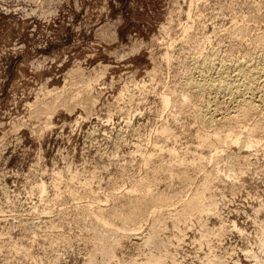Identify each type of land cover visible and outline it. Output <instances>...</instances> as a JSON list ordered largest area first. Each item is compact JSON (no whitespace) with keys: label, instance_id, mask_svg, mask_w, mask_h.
I'll list each match as a JSON object with an SVG mask.
<instances>
[{"label":"rangeland","instance_id":"obj_1","mask_svg":"<svg viewBox=\"0 0 264 264\" xmlns=\"http://www.w3.org/2000/svg\"><path fill=\"white\" fill-rule=\"evenodd\" d=\"M262 45L264 0H0V264H264Z\"/></svg>","mask_w":264,"mask_h":264},{"label":"bare ground","instance_id":"obj_2","mask_svg":"<svg viewBox=\"0 0 264 264\" xmlns=\"http://www.w3.org/2000/svg\"><path fill=\"white\" fill-rule=\"evenodd\" d=\"M186 27H187V26H186ZM236 27H237V26H236ZM238 27H239V26H238ZM238 27H237V28H238ZM242 28H243V27H242ZM235 29H236V28H235ZM239 29H240V28H239ZM182 32H183V31H182ZM184 32H185V30H184ZM185 34H186V33H185ZM184 36H185V35H184ZM184 36H183V37H184ZM256 40H257V39H256ZM261 40H262V38H261ZM253 42H256V41L253 40ZM261 42H262V41H261ZM261 42H260V44H257V45H261ZM256 43H257V42H256ZM258 43H259V42H258ZM262 43H263V42H262ZM169 45H170V44H169ZM165 47H167V46H165ZM169 47H170V46H169ZM261 47L263 48L264 45L260 46V48H261ZM260 48H258L259 51H260ZM166 49H167V48H166ZM168 49H169V48H168ZM213 49H214V48H213ZM217 50H218V49H217ZM217 50H216V48H215V51H217ZM210 51H211V50H210ZM253 51H256V50H253ZM253 51H251V52H253ZM257 51H258V50H257ZM213 52H214V51H213ZM213 52H212V53H213ZM210 53H211V52H210ZM216 53H217V52H216ZM259 53H260V52H259ZM259 53H258V54H259ZM262 53H263V52H261V54H262ZM164 54H165V53H164ZM164 54H163V55H164ZM214 54H215V52H214ZM254 54H255V53H254ZM258 54L256 53L257 56H258ZM263 54H264V53H263ZM165 55H166V54H165ZM209 55H210V54H209ZM216 55H218V53L215 54V57H216ZM247 55H248V54H247ZM247 55H246V56H242V60L244 59L243 57H246V58H247ZM195 56H197V55H195ZM213 56H214V55H213ZM251 56H252V55H250V56H248V57H251ZM259 56H260V55H259ZM262 56H263V55H262ZM162 57H164V56H162ZM166 57H167V56H166ZM191 57H192V56H191ZM219 57H220V56H219ZM238 57H239V56H238ZM238 57H237V58H238ZM252 57H253V56H252ZM254 57H255V56H254ZM193 58H195V57H192V61H193ZM204 58H205V57H204ZM204 58H203V59H204ZM220 58H221V57H220ZM234 58H236V57H234ZM237 58H236V59H237ZM239 58H240V57H239ZM258 58H259V57H258ZM258 58H257V60H258ZM161 59H163V58H161ZM164 59H165V57H164ZM167 59H169V58H167ZM167 59H165V60H167ZM196 59H197V58H196ZM198 59H200V58H198ZM249 59H250V58H249ZM254 59H255V58H254ZM165 60H163V61H165ZM215 60H216V59H215ZM219 60H221V59H219ZM232 60H234V59H232ZM237 60H240V59H237ZM247 60H248V59H247ZM168 61H169V60H168ZM168 61H167V62H168ZM190 61H191V60H190ZM192 61H191V62H192ZM195 61H196V60H195ZM198 61H200V60H198ZM216 61H217V60H216ZM221 61H222V60H221ZM251 61H252V60H250V62H251ZM255 61H256V60H255ZM165 62H166V61H165ZM196 62H197V61H196ZM224 62H225V61H224ZM231 62H232V61H231ZM231 62H229V63H231ZM243 62H245V61H243ZM246 62H247V61H246ZM213 63H214V60H213V62H212V58H210L209 56H208L207 58H205V60L203 61L202 64L200 63L201 66L199 67V71H198V73H199V79H198V82H196V83L198 84V86H200L201 88H202V87H205V88H208V89L220 90L221 92H223V93H225V94H232V93H234V92L249 91V90H250L249 87H248V84H247L248 82H246L245 80L238 81V80H234V79H235V78H234V79H233L234 81H232V84L229 83V85H228V83H226V78L223 79V71H224L223 69H224L225 67H224V68H222V67H223V66H227L229 63L226 64V65H225V63H223L222 67H220V69L217 71V79H218V81H216V82H213V81H211V80L208 81V80L206 79V75H207V74H205V73H206L208 70L211 69ZM215 63H216V62H215ZM221 63H222V62H221ZM238 63H239V61H238ZM241 63H242V62H241ZM252 63H253V61H252ZM254 63H255V62H254ZM196 64H197V63H196ZM216 64H217V63H216ZM255 64H256L257 66H256ZM255 64H253V65L256 66V68H257V70H258V72H259V76L262 78L261 80H262L263 87H264V60L260 58V59L258 60V62L255 63ZM193 65H194V64H193ZM213 65H214V64H213ZM218 65H219V63H218ZM233 65H234V64H233ZM233 65H232V66H233ZM237 65H238V66H237ZM237 65H236V68L234 67V69H235V71H236V76H238L237 73L239 74V73L242 71V67H243V64H242V65L237 64ZM251 65H252V64H251ZM230 66H231V65H230ZM218 67H219V66H218ZM247 67H248V66H247ZM214 68H215V70H217V69H216V65H215ZM249 68H250V67H249ZM253 68H254V67H253ZM253 68H252V69H253ZM256 68H255V69H256ZM225 69H226V68H225ZM228 70H229V67H228ZM228 70H225V71H228ZM230 70H232V69H230ZM250 70H251V69H250ZM250 70L248 69L247 71H250ZM215 72H216V71H215ZM215 72H214V73H215ZM231 72H232V71H231ZM250 72H251V71H250ZM210 73H211V72H210ZM225 73H226V72H225ZM247 73H248V72H247ZM253 73H255V70H254ZM234 74H235V73H234ZM243 74H244V75H243V79H244L245 72H244ZM249 74H251V73H249ZM249 74H248V75L246 74V75L249 76ZM209 75H210V74H209ZM212 75H213V74H212ZM215 75H216V74H215ZM230 75H231V74H230ZM240 75H241V74H240ZM252 75H253V74H252ZM254 75H255V74H254ZM233 76H234V75L232 74V77H233ZM236 76H234V77H236ZM247 76H246V77H247ZM212 77H214V75H213ZM250 77H251V76H250ZM256 77H257V75H256ZM237 78H239V77H236V79H237ZM240 78H241V76H240ZM213 79H214V78H213ZM217 79H216V80H217ZM241 79H242V78H241ZM245 79H246V78H245ZM251 79H252V78H251ZM253 79H255V77H254ZM246 80H247V79H246ZM258 80H259V79H258ZM258 80H257V81H258ZM214 81H215V80H214ZM228 81H229V80H228ZM250 81H251V80H250ZM253 81H254V80H253ZM255 82H256V81H255ZM250 83H251V82H250ZM252 83L254 84V82H252ZM256 83H257V84H259V83L262 84L261 82H256ZM198 86H197V87H198ZM254 86H255V85H254ZM257 86H259V85H257ZM252 88L254 89L255 87H252ZM259 88H260V87H259ZM259 88H258V89H259ZM261 89H262V88H261ZM255 90H256V89H255ZM253 91H254V90H253ZM261 91H262V90H261ZM204 92H205V91H204ZM210 92H211V91H210ZM249 92H250V91H249ZM249 92H248V93H249ZM262 92H263V91H262ZM214 93H215V92H214ZM214 93H212V94H214ZM212 94H211V95H212ZM225 94H224V95H225ZM242 95H243V94H242ZM246 95H247V93H246ZM248 95H249V94H248ZM259 95H260V93H259ZM218 96H219V94H218ZM218 96H217V97H218ZM220 96H221V95H220ZM233 96H234V95H233ZM238 96H239V95H238ZM250 96H252V95H250ZM163 97L165 98V96H163ZM163 97H162V98H163ZM223 97H224V96H223ZM246 97H247V96H246ZM261 97H262V96H261ZM166 98H167V97H166ZM214 98H215V97H214ZM229 98H230V97H229ZM231 98H232V97H231ZM263 98H264V97H263ZM119 99H121V98H118V100H119ZM227 99H228V98H227ZM238 99H239V98H238ZM241 99H242V98H241ZM257 99H258V98H257ZM257 99H256V100H257ZM166 100L169 101L170 99H169V100L166 99ZM166 100L164 99V101H166ZM261 100H262V99H261ZM182 101H184V100H182ZM258 101H259V103L261 102L260 100H258ZM258 101H257V102H258ZM115 102H117V104H119L118 101H115ZM169 102H170V101H169ZM263 102H264V101H263ZM91 103H92V102H91ZM166 103H167V102H166ZM114 104H115V103H114ZM259 105H260V104H259ZM117 106H118V105H117ZM260 109H261V108H260ZM240 111H241V112L244 114V116H245V115L248 114V113H250V114L253 113V114H254V113H255L254 111H259V107H258L257 105H255V104H253V102H252L249 98H244V99L242 100V103H241V105H240V109L238 110V113H239ZM241 112H240V113H241ZM251 112H252V113H251ZM240 113H239V114H240ZM239 114H238V115H239ZM243 114H241V115H243ZM250 114H248V115H250ZM260 114H261V113H260ZM262 115H264L263 112H262ZM246 116H247V115H246ZM233 117H234V116H233ZM231 118H232V116H231ZM234 118H235V117H234ZM73 123H74V122H73ZM74 124H75V123H74ZM257 125H259V124H257ZM160 130H165V129H160ZM160 132H161V131H160ZM160 132H159V134H158L159 136H160ZM162 133H163V135H164L165 132H162ZM162 133H161V134H162ZM229 134H230V133H229ZM233 136H234V135H233ZM226 137L229 138L230 136L228 137V135H227V136L225 135V136H224V139H225V140H226ZM231 137H232V136H231ZM234 137H236V136H234ZM234 137H233V138H234ZM233 138H230L229 140H232ZM199 139H200V138H199ZM216 139H217V141H216V143H217L220 139H219V138H216ZM235 139H236V141H238L237 138H234L233 141H235ZM262 139H263V138H262ZM200 140H202V139H200ZM258 140H260V139H258ZM236 141H235V142H236ZM253 141H254V140H253ZM260 141H261V140H260ZM219 142H221V141H219ZM219 142H218V143H219ZM248 142H249V141H248ZM251 142H252V141H251ZM200 143H201V144H202V143L204 144L203 141L200 142ZM230 143H232V142L230 141ZM257 143H259V142L257 141ZM219 144H220V143H219ZM233 144H235V143H233ZM252 144L254 145V143H252ZM247 145L250 146L251 143H248ZM247 145H246L245 147H247ZM155 148H157V147H155ZM215 148H216V147H215ZM158 149H160V148H158ZM161 149H162V148H161ZM161 149H160V150H161ZM213 149H214V148H213ZM155 150H156V149H154V152H155ZM162 151H163V150H162ZM215 151H217V150H215ZM218 151H219V150H218ZM169 152H170V151H169ZM152 153H153V152H152ZM157 153H158V152H157ZM161 153H162V152H161ZM161 153H160V154H161ZM155 154H156V153H155ZM155 154L153 153L152 156H151V155H148V156H149V157H150V156L153 157ZM220 154H221V153H220ZM225 154H226V153H225ZM145 155L147 156V154H145ZM213 155H214V153H213ZM215 155L218 156V154H215ZM215 155H214V156H215ZM143 156H144V155H143ZM157 156H158V154H157ZM220 156H221V155H220ZM229 156H230V155H229ZM232 156H233V155H232ZM149 157H148V158H149ZM155 157H156V156H155ZM198 157H199V156H198ZM198 157H197V158H198ZM221 157H222V156H221ZM226 157H227V156H226ZM219 158H220V157H219ZM229 158H230V157H229ZM145 159H146V157H145ZM145 159H144V160H145ZM151 159H153V158H151ZM199 159H200V157H199ZM201 159H202V158H201ZM201 159H200V160H201ZM148 160H149V159H148ZM148 160H146V161H148ZM202 160H203V159H202ZM202 160H201V162L203 163L204 161H202ZM221 160H222V159H221ZM141 161H142V160H141ZM146 161H145V162H146ZM151 161H152V160H151ZM197 161H198V160H197ZM219 161H220V160H219ZM226 161H227V159H225L224 162H226ZM232 161H233V160H232ZM145 162H144V163H145ZM229 162H231V161H229ZM147 163H148V162H147ZM152 163H154V162H152ZM142 164H143V163H142ZM150 164H151V163H150ZM225 164L228 166L230 163H228V164L225 163ZM143 165H144V164H143ZM148 165H149V163H148ZM167 165H168V164H167ZM167 165H166V166H167ZM169 165H170V164H169ZM202 165H203V164H202ZM144 166H146V165H144ZM156 166H157V165H156ZM156 166H155V167H156ZM159 166H160V169H161V166L163 167V164H162V165L159 164V165H158V168H159ZM232 166H233V164H232ZM169 167H170V166H169ZM169 167H168V168H169ZM199 167H201V166H199ZM199 167H198V168H199ZM149 168H150V167H149ZM152 168H154V167L151 166V169H152ZM158 168H157V169H158ZM170 168H171V167H170ZM166 169H167V168H166ZM213 169H216V168H213ZM158 170H159V169H158ZM152 171H153V170H152ZM160 171H161V170H160ZM162 171H163V170H162ZM145 172H146V170H145ZM147 172L149 173L150 171H147ZM156 172H157V170H156ZM156 172L154 171V172H152V174H153V173H156ZM168 172H169V170H168ZM181 174H182V173H181ZM184 174H186V173H184ZM184 174H183V175H184ZM176 176H177V175H176ZM177 178H179V176H177ZM180 178H182L181 175H180ZM183 178H184V177H183ZM204 179H205V176H204ZM204 179H203V182H204ZM181 180H182V179H181ZM201 180H202V179H201ZM201 180H200V181H201ZM182 182H183V181H182ZM185 182H186V181H185ZM203 182H202V183H203ZM203 184H204V183H203ZM208 184H209V183H208ZM206 185H207V183H206ZM147 186L149 187V185H147ZM143 187H144V186H143ZM143 187L141 188V186H140V188L138 187L137 189H135V190H133V191H131V192L133 193L134 191H137V190L140 191V190H141V194H143L144 192H143L142 190L146 189V188L143 189ZM207 187H208V185H207ZM207 187H206V188H207ZM38 189H39V188H38ZM200 189H201V188H200ZM203 189H205L204 185H203ZM203 189H202V190H203ZM129 190H131V189H129ZM129 190H128V191H129ZM147 190H149V189H147ZM147 190H146V191H147ZM205 190H206V189H205ZM205 190H204V191H205ZM40 191H42L41 188H40ZM139 191H137V193L134 192V193H135V196H136V194L139 193ZM144 191H145V190H144ZM149 191H150V190H149ZM197 191H198V190H197ZM197 191H195V192H197ZM199 192H200V191H199ZM201 192H202V191H201ZM122 193H124V192H121V193H119V194H122ZM127 193H128V192H127ZM146 193H147V192H145V194H146ZM148 193H149V192H148ZM150 193H151V192H150ZM202 193H203V192H202ZM129 194H130V193H129ZM129 194H128V195H129ZM139 194H140V193H139ZM145 194H143L144 196L140 195V197L142 196L141 198H146V197H148L149 199L151 198L150 194H148V196H147V194H146V195H145ZM194 194H196V193H194ZM194 194L191 195V199H190L189 202H187V204H186V202H185V204H186V205H185L186 208H187L189 211H191V213H192L193 211L196 212L198 209L201 210V208H202V205H200L201 202H199V201H198V198L196 197V196H198V195H196L195 197H193ZM198 194H200V193H198ZM131 195H132V194H131ZM133 195H134V194H133ZM200 195H201V194H200ZM118 196H119V195H118ZM149 196H150V197H149ZM152 196H153V195H152ZM162 196H163V195H162ZM164 196H165V195H164ZM131 197H132V196H131ZM136 197H137V196H136ZM136 197H135V198H136ZM140 197L138 196L139 199H140ZM133 198H134V197H133ZM133 198H132V199H133ZM135 198H134V199H135ZM138 198H137V199H138ZM148 198H147V199H148ZM188 198H190V197H188ZM201 198H202V195H201ZM129 199H130V198H129ZM139 199H138V200H139ZM147 199H146V200L144 199V200L147 202V203H146V206H147V204H148L150 201L152 202V200H153V201L156 200L158 203H164V202H165V201H164L165 199H163V198L161 197V194H160V196L157 195V196L154 197L153 199L151 198L152 200H150V201L147 200ZM166 199H167V201L170 200V199H168V198H166ZM199 199H200V197H199ZM187 200H188V199H187ZM187 200H186V201H187ZM201 200H202V199H201ZM132 201H133V200H132ZM139 201H140V200H139ZM141 201H142L141 203H144L142 199H141ZM148 201H149V202H148ZM170 201H171V200H170ZM170 201H169V202H170ZM128 202H129V201H128ZM133 202H135V201H133ZM137 202H138V201H137ZM151 202H150V203H151ZM154 202H155V201H154ZM169 202H166L165 204L167 205V203H169ZM155 203H156V202H155ZM171 203H172V202H171ZM202 203H203V202H202ZM134 204H136V202H135ZM139 204H140V203H139ZM144 204H145V203H144ZM144 204H143V205H144ZM136 205H137V204H136ZM136 205H135V206H136ZM161 205H163V204H161ZM169 205H170V204H169ZM140 206H142V204H141ZM164 206H165V205H164ZM171 206H172V205H171ZM183 206H184V205H183ZM83 207H84V206H83ZM133 207H134V206H133ZM138 207H139V205H138ZM143 207H144V206H143ZM167 207H168V206H167ZM204 207H205V206H204ZM84 208H85V207H84ZM136 208H137V206H136ZM139 208L141 209L142 207H139ZM139 208L135 209V210H137L136 213H139V212H140V211H138ZM182 208H183V207H182ZM184 208H185V207H184ZM171 209H173V208H171ZM129 210H130V209H128V211H129ZM141 210H142V209H141ZM173 210L176 211L175 208H174ZM181 210H182V209H181ZM188 210H187V211H188ZM200 210H199L198 212H201ZM202 210L205 211V209H202ZM206 210H208V209H206ZM183 211H184V210H183ZM183 211H182V214L184 213ZM152 212H153V211H152ZM156 212H157V211H156ZM156 212H154V213H156ZM167 212H168V213H167ZM167 212H166V213L168 214V216H171V215H169V214H172V213H173V212H172V213H169V211H167ZM185 212H186V211H185ZM194 212H193V213H194ZM128 213H129V212H128ZM132 213H133V212H132ZM140 213H141V212H140ZM140 213H139V214H140ZM150 213H151V212H150ZM180 213H181V212H180ZM191 213L189 212L188 214H191ZM196 213H197V212H196ZM129 214H131V213H129ZM133 214H135V212H134ZM144 214H145V213H144ZM148 214H149V212H148ZM156 214H157V213H156ZM174 214H176V213L174 212ZM177 214H178V212H177ZM177 214H176V215H177ZM146 215H147V214H146ZM151 215L154 216L153 213H152ZM151 215H150V216H151ZM115 216H117V215H115ZM122 216H123V215H122ZM124 216H125V215H124ZM124 216H123V217H124ZM126 216H127V215H126ZM126 216H125V218L122 217V219H121V223L123 222V224H125V225L135 224V223H133L134 219L136 218L135 215H133V217H135V218L131 217V215H129L128 217H126ZM137 216H138V218H139V215H138V214H137ZM152 216H151V217H152ZM172 216H173V215H172ZM184 216H185V215H182V218H184L185 221L190 217V215H188V218L186 219V218H185L186 216H185V217H184ZM154 217H155V216H154ZM158 217H159V216H158ZM158 217H156V218H158ZM164 217L166 218L167 216L165 215ZM164 217H162V219H164ZM173 217H174V218H173ZM173 217H172V218L176 220L175 222H178L179 219L177 220L176 218L179 217V215H178L177 217L174 215ZM175 217H176V218H175ZM93 218H94V217H93ZM141 218H142V217H141ZM159 218H161V217H159ZM167 218L170 219V217H167ZM167 218H166V219H167ZM179 218H181V216H180ZM116 219H118V218H116ZM173 219H171V220H173ZM93 220H95V219H93ZM136 220H137V222H138V219H136ZM139 220H140V219H139ZM152 220H153V218H152ZM154 220H155V218H154ZM154 220H153V223H154V222H157L158 219H157L156 221H154ZM160 220H161V219H160ZM160 220H158V222H160ZM119 221H120V219H119ZM137 222H136V223H137ZM172 222H173V221H172ZM181 222H182V221H181ZM96 223H98L100 227L102 226V228H103V227L106 228L107 226L110 227V225H109L107 222H105V221H103V220H101V219H98V218H97V220H96ZM146 223H147V222H146ZM173 223H174V222H173ZM98 224H96V225H98ZM150 224H151V223H150ZM158 224H159V223H158ZM160 224H161V223H160ZM160 224H159V225H160ZM137 225H138V224H137ZM137 225H136V226H137ZM151 225L153 226V224H151ZM154 225H156V224H154ZM159 225H158V226H159ZM122 226L124 227V225H122ZM133 226H134V225H133ZM133 226H131V227H133ZM152 226H151V228L154 229L155 226H153V227H152ZM109 227H108V228H109ZM131 227H130V228H131ZM110 228H111V227H110ZM147 228H148V227H147ZM156 228H157V226H156ZM156 228H155V229H156ZM113 229H114V228H113ZM113 229L111 228L110 230H107V229H105V230H107V231H111V230H113ZM132 229H134V228H132ZM135 229H136V227H135ZM137 229H138V228H137ZM148 229H149V228H148ZM151 230H152V229H151ZM107 231H106V232H107ZM113 232L115 233L114 230H113ZM150 232H152V231H150ZM154 232H155V231H154ZM110 233H111V232H110ZM115 234H117V233H115ZM138 234H139V233H138ZM148 234H149V233H148ZM148 234H146V236H147ZM150 234H151V233H150ZM127 235L129 236V234H127ZM139 235H140V234H139ZM143 235H144V234H142L141 236L143 237ZM152 235H153V234H152ZM152 235H151V236H152ZM146 236H145V237H146ZM148 236H149V235H148ZM149 237H150V236H149ZM151 238H153V237H151ZM151 238H148V237H147V239H151ZM147 239H145V240H147ZM143 240H144V239H143ZM148 241H149V240H148ZM144 242H147V241H144ZM155 262H156V261H155ZM155 262H154V263H155ZM154 263L152 262V264H154ZM157 263H158V261H157ZM155 264H156V263H155Z\"/></svg>","mask_w":264,"mask_h":264}]
</instances>
